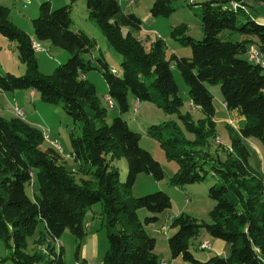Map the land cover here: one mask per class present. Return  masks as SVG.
<instances>
[{"label":"trees","instance_id":"16d2710c","mask_svg":"<svg viewBox=\"0 0 264 264\" xmlns=\"http://www.w3.org/2000/svg\"><path fill=\"white\" fill-rule=\"evenodd\" d=\"M85 1L89 17L122 57L120 75L109 69L104 58L92 57L97 47L93 38L72 30L71 15L77 0L55 10L46 1L40 5L39 16L32 20L38 42H50L70 53L68 61L47 77L38 72L34 42L13 25L10 10L0 4V35L17 44L19 58L28 70L21 77L0 73V92L30 90L44 103L61 101L64 112L81 123V133L71 134L74 161L80 163L79 172L94 178L78 183L76 173L67 168L57 148L42 149L46 142L42 129L18 117L0 116V242L10 251L4 258L0 255V264H32L45 258L44 254L27 253L28 238L36 234L40 223L45 224L46 235L38 244L48 240L50 253L46 255H53L47 264H68L62 249L54 252L51 244L67 230L81 241L86 235L88 210L98 203L103 208L109 242L103 264H161L155 253L156 239L147 228L161 222V216L172 207L171 198L160 191L136 198L132 189L138 175L148 174L162 181L165 172L151 153L141 148V135L121 116L108 123L107 109L94 84L85 79L92 70L102 72L108 95L120 114L130 111L131 95L139 102L157 105L168 116H177L185 132L193 136L187 138L174 120L147 130V136L158 141L166 159L179 165L172 186L202 183L210 175L218 179L208 193L216 203L210 212V224L187 214L172 220L171 228L176 230L168 238L172 258L181 257L190 264H264V179L251 166L244 144V139L257 140L264 151V69L242 57L248 54L251 41L222 37L226 31L238 32L264 45V26L251 19L241 23L249 2L237 10L228 4H242L241 0L200 4L204 38L195 41L185 24L174 28L172 38L190 47L191 57L171 54L167 59L161 39L152 41L147 49L137 37L142 20L135 14H125L119 0ZM173 3L174 0H155L150 16H172L176 12ZM122 28L129 32L124 34ZM173 63L189 87L192 106L201 110L204 119L194 120L190 112H182ZM207 85H219L227 108L237 110L246 119L241 135L232 138L230 150L213 145L217 137L215 107ZM122 158L128 162L125 183L120 181L115 166ZM86 166L91 169L86 170ZM140 209L148 213L144 223L137 214ZM202 228L229 244L227 258L214 256L204 263L194 258L190 240L197 238Z\"/></svg>","mask_w":264,"mask_h":264},{"label":"rangeland","instance_id":"374dc122","mask_svg":"<svg viewBox=\"0 0 264 264\" xmlns=\"http://www.w3.org/2000/svg\"><path fill=\"white\" fill-rule=\"evenodd\" d=\"M46 1L49 2L50 0H0V4L10 10L9 19L13 25L23 31L26 35L31 36V34H34L32 20L39 16L40 5ZM154 1L155 0H119L123 12L125 14H135L142 20V28L148 30L147 34H145L146 31L142 29L143 31H140L142 34L141 37L137 36L144 42L147 49L152 40L155 41L157 39H161L166 47L167 59L170 58L171 54H175L180 58H190L192 52L191 48L181 45L178 41L172 38V30L182 24H185L189 29L188 35L195 41H201L204 38V33L201 24L200 4L211 0H174L173 4L176 12L172 16L168 18H150L151 20L148 22L144 19H147V16H149L150 9ZM51 4V7L54 10L63 7V5H60L61 7H57V5H53V3ZM229 5L232 7V3ZM72 12V30L83 31L97 42L96 49L92 51V57L94 59L104 58L106 63L109 65V69H115L114 74L120 75L122 57L114 52L100 28L97 26L95 21L89 17L86 1L77 0ZM122 31L124 34H127L129 29L122 28ZM226 33H228V31L224 32L222 37H225ZM232 36L233 37L230 40L236 41L235 35ZM1 39L0 73H9L16 77L26 75L28 70L19 58L17 44L14 42L9 43V40H6V38L3 37H1ZM37 43L41 49L40 51L35 52L38 72L41 76H52L57 67L68 61L70 53L66 50L53 46L50 42L37 41ZM89 57L91 56H87L86 58L88 59ZM242 57L245 58L243 55ZM94 64L96 65V63ZM172 72L179 87V96L182 100L183 106L182 112H190L193 119L198 120V118H200V110L196 111L191 106L189 87L185 83L180 70L174 63L172 64ZM85 79L94 84L102 106L107 109L108 122L111 123L114 118L121 116L134 132L141 135V148L150 152L153 158L160 163L165 172V178L162 181H158L153 176L148 174L138 175L136 183L132 189V196L136 198L147 196L159 191L168 194L171 198L172 207L161 216V222L153 225L152 227H146L155 237L158 242V247L161 250H166L168 248L169 236L164 233H160L159 231L165 226L167 231H169L170 237L173 236L174 229L170 227L171 224L169 222L181 214L190 215L191 217L196 218L200 223L210 224V212L213 210L216 203L209 198L208 193L210 187L218 183V179L210 175L205 182L202 183L190 184L182 187L172 186L171 180L177 174L179 165L174 161H168L158 141L147 136V130L150 127L162 124L166 121L174 120L184 131L186 137L192 139L193 136L185 132L184 125L178 117L175 115H166L160 107L150 102H141L139 106L135 107L133 105L134 97L131 95L129 96L130 111L120 114L116 105L112 108L110 102L107 101L106 98L105 100L103 99V97L108 94V85L102 72L99 70L89 71L86 73ZM147 85L150 86V90L154 92L151 88L150 80L147 81ZM207 86L215 87L220 90L219 85ZM31 92L32 91L30 90L15 91L14 94L16 96V101L19 102L22 109L25 110L28 116V122L31 126L37 128L46 127L49 129L47 130L44 128L42 130L47 137L46 142L42 145V149L52 147L51 141L58 139L57 141L59 142V146H62L61 155L63 156L64 161L65 159L68 161L67 168L70 169V166L74 163L71 160V155L73 154L71 134L75 133L79 135L81 133V123L74 122V120L64 112L61 101L57 104L44 103L38 94L32 99L30 97ZM14 109L15 106L13 105V98L10 94H0V116L4 119H11L12 115H14L16 118L17 116ZM11 111H13L14 114ZM25 115L23 116L24 120L26 119ZM221 128V130L225 132L228 137L229 131L225 129L224 125ZM115 166L120 173V181L125 183L128 178L127 160L124 158L117 160L115 162ZM87 169L91 168L86 166V170ZM83 179L93 180L94 178L92 175L85 176L82 172L78 171V173H76L77 182L81 183ZM102 210L103 208L101 203L95 204L89 208L84 222L86 235L81 241L77 240L71 232L67 230L57 243H54L55 247L53 248V246H51L54 252L56 251L59 253L60 249H62L63 258L68 264H77V262L82 264H103V260L109 248V242L105 228L106 220L102 215ZM137 214L139 220L144 223V220L148 215L147 211L145 209H140ZM154 230H158V232L155 231L156 234H154ZM43 235H46L45 224L40 223L37 227L36 234L33 237L28 238V255H34L36 253L43 255V250L46 249L48 250V253H50V248L48 249V240L38 244L39 239ZM205 239L211 241V239L215 238L208 235L202 228L198 239H194L193 245L197 248L199 242H204ZM196 250L199 251L198 253L207 255L210 253L208 250H201L199 248ZM9 254L10 251L6 249V244L1 241V257L4 258V256H8ZM44 256L45 258L43 260L35 261L32 264H47L48 260L53 258L52 254H44ZM6 264L12 263L7 262Z\"/></svg>","mask_w":264,"mask_h":264},{"label":"crops","instance_id":"0c3cea01","mask_svg":"<svg viewBox=\"0 0 264 264\" xmlns=\"http://www.w3.org/2000/svg\"><path fill=\"white\" fill-rule=\"evenodd\" d=\"M211 1H213V0H211ZM217 1H221V0H217ZM49 2H50V5H52L51 3H53V5L55 4L58 7L60 5H63V6L64 5L65 6L68 5L70 3V0H50ZM246 3H248V5L246 6V8L244 10V12H245L244 16L245 17L242 18L241 23H244L243 22L244 19H246V20L247 19H251L253 21H256L258 24L264 26V3L255 2L254 0H247ZM54 7H56V6H54ZM150 18L152 19V17L149 14V16H147V19H144V20H147L148 22H150V20H151ZM142 29L144 31H146L145 34H147L148 30L145 29V28H142ZM149 31H151V30H149ZM141 32L139 34H137L138 37H141V35H142ZM232 35H235L236 41H240V42H242V41H251L252 42V44H250V46L248 48V53H249V51L253 50L252 46H256V47H259V48H261V47L264 48V45H261L260 43H258L257 38H254V37H251V36L250 37L244 36V35H241L238 32H230V31H228V33H226L225 37L231 39L233 37ZM0 36L3 37L2 35H0ZM1 37H0V41H2ZM3 38H5V37H3ZM30 38L32 39V42L37 43V40H36L34 34H31ZM152 41H154V40H152ZM8 42L11 43L10 41H8ZM262 51H263V61H264V50H262ZM244 56H245V58L243 57L244 59L249 60L248 59V54H245ZM263 69H264V67H263ZM263 73H264V70H263ZM208 89L210 90L211 94L214 97V102L213 103H214V107H215L214 122L216 124L217 137H216L213 145H214V147L224 148V149H229L230 150V144H231L232 138L237 136V135H241L240 134V129L244 126L246 119L237 110H232L231 111V110H229L227 108V106H226V104L224 102L222 93L220 92L219 89H217L215 87H208ZM0 94H4V93L0 92ZM9 94L13 98V105L14 106L18 105V107L20 108L21 107L20 103L16 101V96H15L14 92L13 93H9ZM36 96H37V94L32 91L30 97L33 99ZM108 96L109 95L107 94L106 96L103 97V99L105 100V98L108 97ZM140 103L141 102H139L138 100H135V99L133 100V105L135 107L139 106ZM190 104L192 106L191 102H190ZM192 107L196 111L200 110L199 108H197L195 106H192ZM20 109L23 110V112H25V110L22 109V107ZM11 112L13 113V111H11ZM25 114H26V112H25ZM199 117L200 118H198V120H201V119L205 118V116L201 112V110H200ZM12 118H15V116L12 115ZM25 121L27 123H29L27 114H26ZM36 125L39 126L38 124H36ZM223 125H224L225 129L227 131H229L228 132L229 133L228 137L225 134V132H223L221 130L222 129L221 127ZM44 128L49 130L46 127H41L39 129L43 130ZM55 139H57V138H55ZM244 144H245V146L248 149L249 154H250V164H251V166L264 179V151H263V148H262L261 144L257 140H254V139H244ZM61 148H62V146H61ZM71 160L74 163H73L72 166H70V169L73 172L78 173L79 168H80V163L74 161L73 155H71ZM65 164L68 167V161L66 159H65ZM169 223L171 224L172 220ZM170 227H171V225H170ZM155 231L156 230L153 231L154 234H156V232H158V230L156 232ZM159 232L160 233H164L165 235H168L170 237L169 231H167V228L165 226ZM175 232H176V230L174 229L173 233H175ZM171 233H172V231H171ZM194 239L196 240V239H198V237L194 238ZM194 239L190 240V251L193 254L194 258L196 260L202 262V263L208 261L210 258H212L214 256H219V257H222V258H227L229 256L230 246L225 241H222V240L216 239V238L215 239H211V241H209L208 239H205L204 242L200 241L198 247L196 248V246L193 245ZM206 241H209V242H206ZM204 244H208V247L205 248V249L202 248V245H204ZM51 245L53 247H55L54 243L51 244ZM198 248L201 249V250H208L210 253L208 255L207 254H203V253H198L199 251L196 250ZM155 253L159 256V258L161 260V263H165V264H190V263L184 261L181 257H178V258H175V259L172 258L170 250H169V247L166 250H161L158 247V242L157 241H156Z\"/></svg>","mask_w":264,"mask_h":264},{"label":"built area","instance_id":"2783aa9c","mask_svg":"<svg viewBox=\"0 0 264 264\" xmlns=\"http://www.w3.org/2000/svg\"><path fill=\"white\" fill-rule=\"evenodd\" d=\"M241 1H243L244 4H246V0H241ZM232 8L235 9V10H237L236 9V3H232ZM252 48H253V55H252L251 58H255L258 62L264 64V61H263V52L258 47H256V46H252ZM40 50L41 49H38L35 46V50H34L35 52L36 51H40ZM106 99H107V101H109L111 103L112 108H114L115 107L114 100H112L109 96L106 97ZM15 107L17 108V106H15ZM19 110L22 111V113H24L23 110H21V109H19ZM24 115H25V113H24ZM43 135H44L45 138H47L46 135H45V133ZM51 145L53 147L57 148L59 150V153H61L62 148H61V146H59V142L51 141ZM206 245H208V244H206ZM161 264H165V263H161Z\"/></svg>","mask_w":264,"mask_h":264},{"label":"bare ground","instance_id":"6f19581e","mask_svg":"<svg viewBox=\"0 0 264 264\" xmlns=\"http://www.w3.org/2000/svg\"><path fill=\"white\" fill-rule=\"evenodd\" d=\"M246 2H247V0H246ZM243 3H244L243 1H242V4H241V3H236V9L239 8L240 6L242 7ZM241 7H240V8H241ZM35 46H36V48L40 49V46H39L38 44L34 43V44H33V49H34V50H35ZM252 55H253V50L249 51V53H248V59H249V61H250L251 63L255 64V65H258V66L264 67V64L258 62L255 58H251ZM113 72L115 73V71H113ZM110 104H111V103H110ZM19 109H20V108H19L18 105H17V108L15 107L14 112H15V114H16V116H17L18 118L23 119L24 113H22V111H20ZM46 133H47V132H46ZM46 139H47V138H46ZM55 141L58 142L57 140H55ZM57 241H58V240H56V243H57ZM206 247H208V245H203V248H206ZM59 249H60V248H59ZM43 253H44V254H47L48 252H47V250H43Z\"/></svg>","mask_w":264,"mask_h":264}]
</instances>
